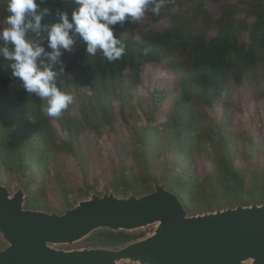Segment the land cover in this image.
<instances>
[{"label": "trees", "instance_id": "1", "mask_svg": "<svg viewBox=\"0 0 264 264\" xmlns=\"http://www.w3.org/2000/svg\"><path fill=\"white\" fill-rule=\"evenodd\" d=\"M6 2L0 0V29L6 26ZM38 4V12L48 10L42 26L59 22L62 12L71 19L77 7L75 0ZM113 27L127 51L111 63L99 51L88 54L86 42L70 33L72 48L61 49L54 67L58 87L74 102L57 118L45 115V102L24 90L12 75V61L0 55L2 182L25 189L27 209L58 213L93 190L141 196L160 183L191 215L263 205L264 0H170L159 16L149 11L141 23ZM27 38L45 50L38 63H49L46 54L53 49L43 28ZM4 47L13 50L0 40ZM153 80L156 85H146ZM117 86L122 92L116 93ZM140 88L150 97L149 111L123 93ZM213 110L219 117H211ZM249 112L247 127L243 116ZM54 122L67 138L58 135ZM69 159L85 188L71 185ZM144 237L104 230L83 245L116 249ZM1 246L6 247L2 238Z\"/></svg>", "mask_w": 264, "mask_h": 264}, {"label": "water", "instance_id": "2", "mask_svg": "<svg viewBox=\"0 0 264 264\" xmlns=\"http://www.w3.org/2000/svg\"><path fill=\"white\" fill-rule=\"evenodd\" d=\"M27 192L0 183V264H264V204L191 215L166 183L91 197L63 213L26 208ZM151 235L120 248H82L97 232Z\"/></svg>", "mask_w": 264, "mask_h": 264}, {"label": "clouds", "instance_id": "3", "mask_svg": "<svg viewBox=\"0 0 264 264\" xmlns=\"http://www.w3.org/2000/svg\"><path fill=\"white\" fill-rule=\"evenodd\" d=\"M170 0H75L77 7L71 14H59V22L51 26H42L41 20L47 13L38 12V0H7L6 12L0 40L11 43L0 48V55L12 61V75L23 83L28 94H35L44 103L46 116L57 118L74 102L72 94L61 90L57 85L55 65L60 62L61 49L71 50L74 43L70 33L78 34L86 42V51L95 56L99 51L108 62H116L123 58L127 45L123 39L117 38L114 27L118 23L130 21L141 23L148 12L159 16L161 9ZM47 33L49 47L47 53L49 63H38V58L45 54L43 47L33 44L27 38L29 31L40 35L41 30ZM61 71L63 69L61 68Z\"/></svg>", "mask_w": 264, "mask_h": 264}, {"label": "rangeland", "instance_id": "4", "mask_svg": "<svg viewBox=\"0 0 264 264\" xmlns=\"http://www.w3.org/2000/svg\"><path fill=\"white\" fill-rule=\"evenodd\" d=\"M208 8L212 11V15L215 18L218 17L219 12L214 6H212V4H209ZM260 81L262 82V81H264V79L260 78ZM156 83H157V81L153 80L151 82L148 81L146 85L147 86L154 85V84L156 85ZM261 86L263 87L264 84L262 83ZM120 92H122L121 86H117L116 87V93H120ZM123 93H124V95L128 96L129 100L132 101L133 104L141 103L143 108H144L143 110H145V111H149L150 110V108L152 106L150 97L148 96V93H143L141 88L139 89L138 93H133L132 91H130L128 89H125V91ZM262 108H263V111H264V106H262ZM252 110L253 109H251V111ZM209 113H210L211 117H214V118L219 117L218 110H213V111H210ZM251 117H252V112H249L248 115L243 116L244 124L247 127L251 124ZM262 119L264 120V114H262ZM54 125L56 127L58 135L60 137H62V138H67L66 134L63 132V129H62L61 125L58 122H54ZM167 158L169 159L170 162L173 161V158L168 157L167 155L166 156L163 155V157H162V159L165 160V161L167 160ZM67 170L70 173L69 175H70L71 185L75 189L85 188L86 187V183H85V180H84V177H83L82 173L80 172L77 164L71 159L68 160ZM206 171H208V170L207 169L203 170L202 174H204ZM0 183L4 184L1 179H0ZM160 184H163V183H160ZM18 188H20V187L19 186H14L11 189V191L14 193ZM94 192L99 194V195H104L106 193V191L102 190V189H99L98 191H96V190L95 191L94 190L90 191V193H88L87 195L79 197V199L75 202L74 206L76 204H78L79 202L83 201V200L89 199L91 197L92 193H94ZM108 192H110V191H108ZM217 209H223V208H216L213 211H215ZM153 231H154V228H148V229L143 230L141 232L145 233L146 236H149V235H151L153 233ZM83 243L84 242H82L80 244H77L73 248H75V249L87 248V247H85L83 245ZM1 248H2V246L0 247V249Z\"/></svg>", "mask_w": 264, "mask_h": 264}]
</instances>
